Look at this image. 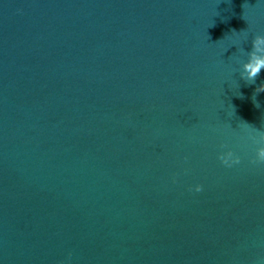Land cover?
Here are the masks:
<instances>
[{"label": "water", "instance_id": "95a60500", "mask_svg": "<svg viewBox=\"0 0 264 264\" xmlns=\"http://www.w3.org/2000/svg\"><path fill=\"white\" fill-rule=\"evenodd\" d=\"M257 34L260 0H0V264H264Z\"/></svg>", "mask_w": 264, "mask_h": 264}, {"label": "clouds", "instance_id": "9594fccd", "mask_svg": "<svg viewBox=\"0 0 264 264\" xmlns=\"http://www.w3.org/2000/svg\"><path fill=\"white\" fill-rule=\"evenodd\" d=\"M260 2L264 3V0H260ZM245 32L246 31L233 33L239 36L240 34ZM252 46L253 51L249 53L248 59L240 65V78L250 83H254L256 77L261 73L262 70H264V35H255V38L252 41ZM255 92H264V84H261L258 88H256ZM236 95L239 96L242 94L238 91V94ZM252 100L255 106L259 108L260 105L256 102L255 94L253 95ZM257 133L259 134V136L258 139L254 140V142L259 144L260 146L256 149L255 159L252 161V163H264V133H261L260 131H257ZM218 158L226 167H232L233 165H237L240 163V157L235 155V153L231 150L220 153ZM192 190H194L195 192H201L203 190V186L197 184ZM70 255L71 254H69V256Z\"/></svg>", "mask_w": 264, "mask_h": 264}]
</instances>
